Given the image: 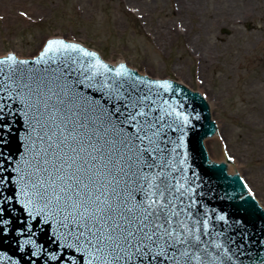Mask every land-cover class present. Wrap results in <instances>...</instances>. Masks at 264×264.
<instances>
[{
	"label": "snow or ice",
	"instance_id": "1",
	"mask_svg": "<svg viewBox=\"0 0 264 264\" xmlns=\"http://www.w3.org/2000/svg\"><path fill=\"white\" fill-rule=\"evenodd\" d=\"M69 50L94 62L35 78L18 72L29 61L0 58L9 70L0 80V237L15 216L17 249L30 246L44 264H204L208 220L193 211L194 189L166 171L175 169L167 154L184 144L169 131L183 133L189 123L153 91L172 85L135 77L123 64L110 68L58 39L35 63ZM128 79L148 86V94L125 89Z\"/></svg>",
	"mask_w": 264,
	"mask_h": 264
},
{
	"label": "rangeland",
	"instance_id": "2",
	"mask_svg": "<svg viewBox=\"0 0 264 264\" xmlns=\"http://www.w3.org/2000/svg\"><path fill=\"white\" fill-rule=\"evenodd\" d=\"M53 39L202 96L220 158L264 205V0H0V58Z\"/></svg>",
	"mask_w": 264,
	"mask_h": 264
},
{
	"label": "water",
	"instance_id": "3",
	"mask_svg": "<svg viewBox=\"0 0 264 264\" xmlns=\"http://www.w3.org/2000/svg\"><path fill=\"white\" fill-rule=\"evenodd\" d=\"M39 55L33 60H27L28 64L20 65L18 72L35 78H50L54 74L62 77L69 68L79 69L81 63L86 67L87 64L94 62L92 57H85L79 52L69 50L49 53L45 61L37 64L35 61ZM95 57L104 63L97 54ZM73 60L77 63L73 64ZM125 67L128 69L127 66ZM128 71L134 73L135 77L145 80L170 83L172 89L167 92L163 89H153V91H158L162 99L168 100L177 111L189 117L187 126L181 125L184 128L183 133L169 131V136L177 143H179L178 137L183 135L184 144L175 153L169 151L167 159L175 164V169L169 167L166 171L169 178L175 176V179L184 183L185 187L194 189L192 195L197 205L193 211L200 218L208 220L207 234L201 232L200 247L205 250L202 254L204 264H264V205L257 203L255 193H249V189L242 182L243 179L239 178V170L236 169V175H231L229 164L234 165V159H228V155L223 162L220 158L209 138L214 133V123L210 119L205 100L198 93L170 80H153L139 75L134 70L128 69ZM5 74H9L8 68L0 66V80ZM78 74V71H73V78ZM105 75L112 76L111 73ZM100 79L102 80L103 77ZM109 82L111 83V79ZM121 82L125 89H138L145 94L149 92L148 86L136 79ZM172 119L169 118L170 121ZM168 147L171 149L174 145L169 144ZM182 159L185 160L183 165L180 164ZM245 187L247 194L252 197L245 194ZM12 220L11 231L7 238L0 237V264H32V261H35V264H44V256L39 258L30 256V246L23 253L17 249L14 243L15 229L21 225L15 216H12ZM38 240L46 248L52 247L45 237L41 236ZM216 244H220L221 247L217 248ZM229 256L232 258L228 259ZM193 264L196 262L193 261Z\"/></svg>",
	"mask_w": 264,
	"mask_h": 264
},
{
	"label": "bare ground",
	"instance_id": "4",
	"mask_svg": "<svg viewBox=\"0 0 264 264\" xmlns=\"http://www.w3.org/2000/svg\"><path fill=\"white\" fill-rule=\"evenodd\" d=\"M58 40H61V39H58ZM66 43H69V42H66ZM69 44H73V43H69ZM18 60H20V59H18ZM32 60V59H31ZM106 64H108L110 67H112V68H115V67H117V66H119L120 64H123V65H125V66H127L125 63H123L122 61H116L115 63H106ZM128 67V66H127ZM128 69H130V68H128ZM215 133H216V125L214 124V133H213V135H211V136H209V138H213V137H215L216 135H215ZM224 162V161H223ZM230 165H232V164H229V167H231ZM230 171L231 172H233L232 171V169H230ZM232 175V174H231ZM233 175H235V174H233Z\"/></svg>",
	"mask_w": 264,
	"mask_h": 264
}]
</instances>
